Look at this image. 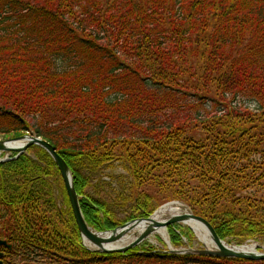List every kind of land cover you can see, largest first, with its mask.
<instances>
[{"label":"trees","instance_id":"trees-1","mask_svg":"<svg viewBox=\"0 0 264 264\" xmlns=\"http://www.w3.org/2000/svg\"><path fill=\"white\" fill-rule=\"evenodd\" d=\"M26 133L99 232L181 201L264 243V0H0V136ZM0 240V264H264L90 251L38 146L0 163Z\"/></svg>","mask_w":264,"mask_h":264},{"label":"water","instance_id":"water-1","mask_svg":"<svg viewBox=\"0 0 264 264\" xmlns=\"http://www.w3.org/2000/svg\"><path fill=\"white\" fill-rule=\"evenodd\" d=\"M16 142H23L24 145L20 148H13L8 146ZM32 146H38L44 149L52 157L55 164L57 165L61 173L62 179L64 181L66 192L71 204L72 212L76 220L79 232L83 238L85 245H87L86 244L87 242L91 243L93 245L92 250L94 251L101 253H114V252L124 253L128 250L140 246L144 241L149 239L159 227L168 228L174 225L185 224L187 221H193L204 226V228L207 230L208 234L210 235L213 243L215 244L216 249H209L204 243H203L204 249L202 250H194V249L173 250L169 245L170 253L196 254L202 256L227 258V259H243L248 261H264V253H259L254 250H248L243 247L231 246L228 245L226 242L222 241L217 235L213 226L207 220L194 215L193 212L187 206H185L183 203L180 202H172L163 206L162 208H165L171 204L180 203L188 208L187 214L173 216L165 223L160 224L155 222L153 219L154 215H156L160 211L159 210L154 215H152L147 219L134 220L115 230L108 231L105 233L96 232L91 227H89V225L85 220V217L83 215L80 206V200L75 189L72 172L69 166L67 165V163L65 162V160L57 152L55 147H53L50 143H48L47 141L41 138L27 134L15 139L0 141V152L16 153L19 156L25 153ZM143 223L147 224L146 229L138 237H136L134 241H132L129 244H125L121 246L115 245L121 242L126 236H128V234L137 232L138 227ZM102 235L104 236L108 235V236L103 237ZM0 246H7V243L4 241H0Z\"/></svg>","mask_w":264,"mask_h":264},{"label":"bare ground","instance_id":"bare-ground-1","mask_svg":"<svg viewBox=\"0 0 264 264\" xmlns=\"http://www.w3.org/2000/svg\"><path fill=\"white\" fill-rule=\"evenodd\" d=\"M24 145L23 142H16V143H12L10 145H8L9 147H13V148H20ZM188 210L187 208L180 204V203H175V204H171L165 208H162L156 215H154L153 219L155 222L157 223H165L166 221H168L171 217L173 216H178V215H185L187 214ZM146 223L141 224L138 229L136 234H134V236H130V234L128 236H126L121 242L115 244L117 246H121V245H125V244H129L132 241H134L136 239V237H138L143 231H145L146 229ZM185 226L190 227L195 235L197 236V238L204 243L209 249H216L215 244L213 243L210 235L208 234L207 230L204 228L203 225L198 224L196 222L193 221H187L185 224ZM103 237H106L104 235H102ZM153 236H159L164 238L165 240H167L168 237V229L165 227H159L157 228L156 232L153 234ZM87 245L91 248H93V245L89 242H87ZM249 250H253L252 247H248Z\"/></svg>","mask_w":264,"mask_h":264},{"label":"rangeland","instance_id":"rangeland-1","mask_svg":"<svg viewBox=\"0 0 264 264\" xmlns=\"http://www.w3.org/2000/svg\"><path fill=\"white\" fill-rule=\"evenodd\" d=\"M13 138H15V137H11V136H9V137H2V136H0V141H7V140H10V139H13ZM2 156H4V154ZM167 203L168 202H166V204ZM163 205H165V203H163L160 207L162 208ZM187 210H188V208H187ZM181 226L182 227H177V229L182 233V240H181V243L182 244L181 245L173 244V242L171 240V230H170V228L168 229V237H167V240H165V239H163L162 237H159V236H155V237L152 236L145 243L147 245H149V246H152V247L160 250V251H168L169 250L168 243L171 245V247L174 250H179V249L202 250V249H204V245L199 241V239L197 238V236L190 230V228L187 227V226H185V225H181ZM188 232H191V237L192 238L190 239V241H189V238H187L189 236H186V234ZM130 236H134V233H131ZM244 245L252 246V245H254V243L248 242V243H246Z\"/></svg>","mask_w":264,"mask_h":264}]
</instances>
